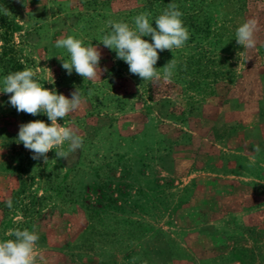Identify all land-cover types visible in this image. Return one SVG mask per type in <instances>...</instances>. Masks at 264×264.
I'll return each instance as SVG.
<instances>
[{
  "label": "rangeland",
  "instance_id": "374dc122",
  "mask_svg": "<svg viewBox=\"0 0 264 264\" xmlns=\"http://www.w3.org/2000/svg\"><path fill=\"white\" fill-rule=\"evenodd\" d=\"M169 3L190 39L159 52L174 74L153 84L100 42L108 21L148 12L155 27ZM251 18L259 43L244 51L235 31ZM67 36L98 47L100 79L63 69ZM6 41L45 88L79 90L58 123L84 143L33 159L19 127L51 121L0 93V240L36 231L37 264H264V0H0V57ZM6 75L0 61V90Z\"/></svg>",
  "mask_w": 264,
  "mask_h": 264
},
{
  "label": "clouds",
  "instance_id": "9594fccd",
  "mask_svg": "<svg viewBox=\"0 0 264 264\" xmlns=\"http://www.w3.org/2000/svg\"><path fill=\"white\" fill-rule=\"evenodd\" d=\"M150 16L148 12L136 15L133 26L126 22L108 21L111 31L102 37L100 43L115 51L116 58L129 66L131 74L143 81L158 84L161 79L171 81L175 67L173 59L162 68L155 67L160 58L159 52L183 48L190 39V33L182 20L183 13L175 3H169L162 14L155 18V27L150 22ZM259 30L255 18L246 20L236 28L235 39L244 51L257 47ZM143 37H150L151 42ZM55 46L69 54L68 60H62V67L68 75L74 70L84 80H97L106 71L100 67L102 54L97 46H84L82 40L73 36L58 39ZM36 77V71L25 68L9 73L2 81L0 93L11 94L9 103L18 113L33 116L44 114L51 121L50 124L43 120L21 124L18 143L22 142L33 153V159L43 158L45 163L50 150H55L57 158H72L83 147V137L74 128L58 123V118L65 120L79 110L85 100L79 90L72 92L71 98H68L55 89L45 88ZM256 150L259 151V146ZM6 204L11 208V199ZM9 235L14 238L0 240V264H37L35 251L39 234L34 230L17 228L10 230Z\"/></svg>",
  "mask_w": 264,
  "mask_h": 264
},
{
  "label": "trees",
  "instance_id": "16d2710c",
  "mask_svg": "<svg viewBox=\"0 0 264 264\" xmlns=\"http://www.w3.org/2000/svg\"><path fill=\"white\" fill-rule=\"evenodd\" d=\"M16 56H17L16 49L12 46H9V41H6V44L3 48L2 56L0 57V61H2L6 73L9 74L16 71H20L21 66L16 60Z\"/></svg>",
  "mask_w": 264,
  "mask_h": 264
}]
</instances>
